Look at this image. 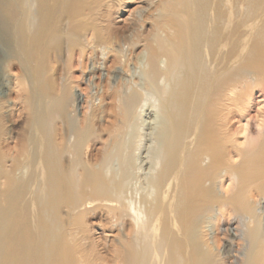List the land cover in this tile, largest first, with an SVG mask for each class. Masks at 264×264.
Segmentation results:
<instances>
[{"label":"bare ground","instance_id":"6f19581e","mask_svg":"<svg viewBox=\"0 0 264 264\" xmlns=\"http://www.w3.org/2000/svg\"><path fill=\"white\" fill-rule=\"evenodd\" d=\"M136 1L0 0V264H97L96 218L118 231L114 264H264V110L258 136L241 123L264 95V0H140L153 13L116 27ZM121 41L143 43L141 88L158 102L141 162L142 132L122 133L143 115L141 89H115L120 117L96 153L74 114L73 62L85 70L90 50Z\"/></svg>","mask_w":264,"mask_h":264},{"label":"rangeland","instance_id":"374dc122","mask_svg":"<svg viewBox=\"0 0 264 264\" xmlns=\"http://www.w3.org/2000/svg\"><path fill=\"white\" fill-rule=\"evenodd\" d=\"M121 9L123 10V12L116 13V15H114V24L116 25V27L121 29H123L124 27V29L126 30L127 28H129L128 25L133 16L140 17L142 14H146L148 12L153 13V10H151V5L142 3V1L140 0H137L131 5L125 6ZM121 42H117L112 46L113 49L119 51L120 53H118L117 51H111L110 49H106L103 52L102 50H100V48H98V50L93 53L92 50H90L88 55H86V57L84 58L87 66V69L85 70H83L76 61H72L74 63V67H72L71 72L68 74V76L72 77L73 91L75 92L76 89H80L79 92L81 94V100L78 105L79 110H74V114L77 120L82 125H85L87 121L92 122L94 132L91 137L88 136L86 138L84 149L88 153H96L97 151L103 149L105 141L110 140L109 134H107L106 132L101 133V130L104 128L105 123L106 125H108L110 122L116 124L118 121L117 119L120 117L118 115L120 109L118 106H116L118 103H116V101L114 100L115 89L119 88L121 91H123V93L129 92L133 88L141 89L146 99V102L144 101L146 106L144 107L143 115L139 118H136V120L130 127L126 125L124 127V131L122 132L123 136H127L128 138L129 136H132L130 134L132 133V131L138 133V130H140L142 132L143 144L141 150L138 151L141 157L139 162H141V159L145 160V157L151 154V150L154 145L153 134L155 133V131H157L156 127L159 125L157 124V122H159L157 109L150 106L153 104V102L156 101L157 97L153 91L141 88L142 83L145 81L144 63L139 58L144 50L143 43L138 44L135 48L132 49V47L129 46L128 43L124 41ZM8 71L10 74L14 75V77L19 73L18 68H13L11 66H8ZM259 91L260 90L257 89V91H255L254 93V104L250 107L249 115L243 118V120L241 121V123H246L249 121L252 136H258L259 134L257 122L255 120V117L258 114V109L264 110V95ZM8 94V98H10L11 101L14 100L15 94L10 91H8ZM76 98L77 97L75 96L74 99ZM14 104L15 106H13L12 104V108L15 109L16 114L18 115L21 104H19L18 102H14ZM20 119L21 118L15 117L14 123L8 122L6 124L7 128H13L12 139L9 140L11 145L14 144V141L17 140L18 136L21 133L22 122L20 121ZM12 120L14 119L12 118ZM234 121H232L231 124L233 125V127H231L233 129L241 124H239V122H236V120ZM142 123L143 125H141ZM233 129L231 130L233 131ZM146 161H144L143 163L144 172H148L149 170V164H147ZM142 182L143 177H141L139 180L140 185H142ZM89 224L93 228L92 239H95V241L99 240L101 243L99 248H101L100 254L103 259H98L97 264H104L103 261L105 259V264H114L111 254L112 252L110 253V250L113 249L112 245L118 237V231L114 229L111 230L109 229V227L104 226V221L99 218L91 219L89 221ZM224 226V229L228 227L230 229V232L232 233L234 232L236 223L232 220L229 226ZM104 246L106 248H109V250L107 249L106 251L103 248ZM234 248L237 249V245L235 243ZM103 252L104 254H102ZM109 254L111 255L109 256Z\"/></svg>","mask_w":264,"mask_h":264}]
</instances>
